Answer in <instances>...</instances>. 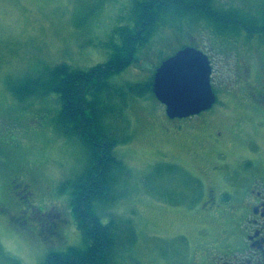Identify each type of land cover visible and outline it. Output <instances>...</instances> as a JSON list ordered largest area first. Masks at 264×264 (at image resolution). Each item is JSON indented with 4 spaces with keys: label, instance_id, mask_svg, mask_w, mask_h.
Returning a JSON list of instances; mask_svg holds the SVG:
<instances>
[{
    "label": "rangeland",
    "instance_id": "obj_1",
    "mask_svg": "<svg viewBox=\"0 0 264 264\" xmlns=\"http://www.w3.org/2000/svg\"><path fill=\"white\" fill-rule=\"evenodd\" d=\"M219 1L214 5L221 10L257 14L264 8V0ZM131 2L0 0V150H8L23 163L25 173L35 175L44 199L64 218L53 242L47 241V224L35 229L41 238L37 241L0 222V264H40L47 251L80 244L69 189L60 190L59 185L79 173L85 147L75 136L60 132L56 117L61 103L56 92L44 93L43 71L58 62L85 69L105 61L106 45L114 39V29L128 21ZM184 45H195L209 55L216 94L209 109L169 118L163 104L147 91L126 94L124 102L117 97L105 119L116 136L129 135L112 149L126 166V176L116 180L125 194L98 204L96 212L103 222L110 213L129 218L136 233L114 264H201L213 252L220 255L218 248L204 247L202 241L221 242L218 229L227 217L209 223L210 235L198 231L204 221L197 215L203 210L196 177L201 172L211 175L221 190L254 165L264 181V109L252 97L253 91L264 90V35L219 32L203 19L172 17L159 23L136 60L110 81H147L162 59ZM6 160L0 151V189L6 184L1 166ZM224 162L228 168L222 167ZM220 169L229 172L225 179Z\"/></svg>",
    "mask_w": 264,
    "mask_h": 264
},
{
    "label": "trees",
    "instance_id": "obj_2",
    "mask_svg": "<svg viewBox=\"0 0 264 264\" xmlns=\"http://www.w3.org/2000/svg\"><path fill=\"white\" fill-rule=\"evenodd\" d=\"M214 2L132 0L128 21L114 29V39L106 45L109 54L105 61L85 69L66 62L45 67L43 91L56 92L61 103L56 117L59 130L82 142L86 156L79 173L59 185L60 190L69 189V208L81 242L64 250L47 251L40 264H114L120 253L135 241V229L129 218L110 213L108 220L103 222L96 212L98 204L111 203L125 194V191H119L116 180L126 176V166L112 149L118 143L128 141L129 135L116 136V131L107 127L105 119L113 112L111 101L117 97L121 96L124 102L126 94L152 92L153 74L147 81L126 85H116L110 79L132 64L138 50L156 33L159 23L172 17L203 19L212 22L219 32L244 31L247 35H264V8L251 14L235 9L221 10ZM31 82L35 83V79ZM30 90L33 89L30 87ZM13 91L18 99L22 98L18 89ZM0 151L9 155L8 150ZM2 168L7 183L8 171L5 165Z\"/></svg>",
    "mask_w": 264,
    "mask_h": 264
},
{
    "label": "flooded vegetation",
    "instance_id": "obj_3",
    "mask_svg": "<svg viewBox=\"0 0 264 264\" xmlns=\"http://www.w3.org/2000/svg\"><path fill=\"white\" fill-rule=\"evenodd\" d=\"M252 97L264 109V90L253 91ZM173 127L179 129L180 125L174 124ZM6 157L3 165L8 178L5 187L0 189V222L37 241L41 238L36 237L35 229L47 224V237H50L47 241L53 242L54 237L60 235L64 218L44 199L45 194L39 189L35 175L25 173L23 163L13 155ZM250 163L252 166L253 162ZM223 164L222 167L228 168L225 162ZM218 171L223 179L226 173L229 175L227 169ZM205 176L212 178L202 172L196 177L201 182L197 188L201 197L199 207L203 210L197 215L204 221L198 231L210 235L209 223H219L221 216L227 219L218 229L221 242L219 239L202 241L204 247L218 248L222 253L215 256L213 252L201 264H264V181L258 170L253 165L248 173L239 174L231 184L226 182L221 190H217L213 179L206 182Z\"/></svg>",
    "mask_w": 264,
    "mask_h": 264
},
{
    "label": "water",
    "instance_id": "obj_4",
    "mask_svg": "<svg viewBox=\"0 0 264 264\" xmlns=\"http://www.w3.org/2000/svg\"><path fill=\"white\" fill-rule=\"evenodd\" d=\"M211 65L199 48L185 46L156 67L152 92L170 118H182L208 109L216 100L210 82Z\"/></svg>",
    "mask_w": 264,
    "mask_h": 264
}]
</instances>
